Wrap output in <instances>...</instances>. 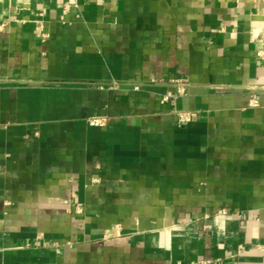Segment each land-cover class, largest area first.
Returning <instances> with one entry per match:
<instances>
[{
  "label": "crops",
  "instance_id": "obj_1",
  "mask_svg": "<svg viewBox=\"0 0 264 264\" xmlns=\"http://www.w3.org/2000/svg\"><path fill=\"white\" fill-rule=\"evenodd\" d=\"M262 51L264 0H0V264H264Z\"/></svg>",
  "mask_w": 264,
  "mask_h": 264
},
{
  "label": "built area",
  "instance_id": "obj_2",
  "mask_svg": "<svg viewBox=\"0 0 264 264\" xmlns=\"http://www.w3.org/2000/svg\"><path fill=\"white\" fill-rule=\"evenodd\" d=\"M258 56L262 60H264V51L259 52ZM173 87L175 89V91L173 93H168V94L163 96L162 101L164 103H172L175 100H177L178 98H181V97H183V96H185L187 94V87L183 83L182 80H180V79L174 80L173 81ZM136 90H138V88H136ZM174 112L177 114L178 120H179V124L182 125V126L188 124L194 118V114L193 113L181 112V111H178V110H175V109H174ZM89 122L93 126L102 125V120L99 119V118L91 119Z\"/></svg>",
  "mask_w": 264,
  "mask_h": 264
}]
</instances>
